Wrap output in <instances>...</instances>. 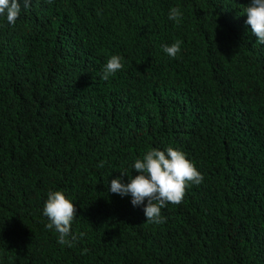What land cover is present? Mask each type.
Returning <instances> with one entry per match:
<instances>
[{
  "label": "trees",
  "instance_id": "trees-1",
  "mask_svg": "<svg viewBox=\"0 0 264 264\" xmlns=\"http://www.w3.org/2000/svg\"><path fill=\"white\" fill-rule=\"evenodd\" d=\"M249 2L32 0L14 26L0 19V264H264V45ZM112 55L124 67L104 80ZM167 147L204 179L153 224L106 185ZM49 190L75 204L70 247L46 227Z\"/></svg>",
  "mask_w": 264,
  "mask_h": 264
},
{
  "label": "clouds",
  "instance_id": "clouds-1",
  "mask_svg": "<svg viewBox=\"0 0 264 264\" xmlns=\"http://www.w3.org/2000/svg\"><path fill=\"white\" fill-rule=\"evenodd\" d=\"M31 6L32 0H0V19L14 26L21 13ZM243 12L247 17L245 23L250 25L251 34L257 38L256 43L264 45V0H250ZM182 17L179 7H173L168 12V19L175 23H179ZM164 52L176 58L180 52L179 42L164 46ZM122 60L120 55H112L103 66L102 79L108 80L121 71L124 67ZM132 169L139 174L132 176L122 171L119 177L107 183V190L121 197L130 196L131 204L142 206L146 222L153 224L164 222L161 209L169 203H181L189 184L198 185L204 179L186 154L173 147L147 151L134 161ZM125 175L128 176L126 183L123 180ZM42 215L48 220L46 227L58 234L57 243L72 246L76 239L71 230L77 215L74 202L63 191L49 190Z\"/></svg>",
  "mask_w": 264,
  "mask_h": 264
}]
</instances>
